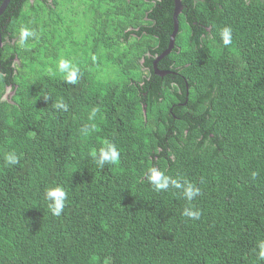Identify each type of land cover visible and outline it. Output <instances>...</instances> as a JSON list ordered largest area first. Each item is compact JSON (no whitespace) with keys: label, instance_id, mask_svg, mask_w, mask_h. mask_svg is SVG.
<instances>
[{"label":"trees","instance_id":"16d2710c","mask_svg":"<svg viewBox=\"0 0 264 264\" xmlns=\"http://www.w3.org/2000/svg\"><path fill=\"white\" fill-rule=\"evenodd\" d=\"M182 3L175 49L158 64L175 74L162 78L153 63L174 0L11 1L0 17V264H264V0ZM21 27L36 34L24 47ZM61 59L78 67L75 83ZM107 143L119 159L101 167ZM153 167L199 194L157 190ZM57 186L60 216L45 198Z\"/></svg>","mask_w":264,"mask_h":264},{"label":"clouds","instance_id":"9594fccd","mask_svg":"<svg viewBox=\"0 0 264 264\" xmlns=\"http://www.w3.org/2000/svg\"><path fill=\"white\" fill-rule=\"evenodd\" d=\"M35 32L28 29L27 27H21L19 29V43L21 47L26 46V41L30 38L35 36ZM223 43L225 45H228L231 43V29L230 28H224L221 33ZM4 44V42H3ZM58 70L60 73H62L67 80L68 83H75L78 78V67H75L71 64L70 61L61 59L58 64ZM55 107L57 108H67V105L63 104L62 102H58ZM94 115V112H93ZM92 155L94 158L97 157V154L95 151L92 152ZM119 159V152L115 145L111 143H107L105 147H102L99 150V156L97 158V163L103 167L105 162L109 163H116ZM6 161L9 164H16L18 163V158L15 155V153H10L6 156ZM151 175L148 177V179L151 181L152 184L156 186L157 190H164L169 187V182L176 187V188H183L185 197L191 201L196 195L199 194V189L194 187L191 183L185 182V184H181L175 179H172L166 175H164L162 172L157 171L155 167L151 168L149 170ZM45 198L47 201H49L48 207L53 215L60 216L66 202V192L62 187H51L49 188L45 193ZM186 216H191L194 218H199V212L185 210L184 213ZM259 257L260 259H264V242L259 243Z\"/></svg>","mask_w":264,"mask_h":264},{"label":"water","instance_id":"95a60500","mask_svg":"<svg viewBox=\"0 0 264 264\" xmlns=\"http://www.w3.org/2000/svg\"><path fill=\"white\" fill-rule=\"evenodd\" d=\"M12 0H4L2 5L0 6V17L5 13V11L7 10L9 4L11 3ZM184 10V6L182 3V0H174V11H173V32L170 35V40H169V45L168 48L158 57H156L154 63H153V69H154V73L156 76L158 77H164L170 74H175L174 72H170V71H161L158 69V64L160 61H162L164 58H166L167 56H169L172 51L175 49L176 46V39L177 36L179 34V30H180V23H179V16L181 15V13ZM3 37L2 34L0 32V50L3 47Z\"/></svg>","mask_w":264,"mask_h":264},{"label":"rangeland","instance_id":"374dc122","mask_svg":"<svg viewBox=\"0 0 264 264\" xmlns=\"http://www.w3.org/2000/svg\"><path fill=\"white\" fill-rule=\"evenodd\" d=\"M88 25V20L86 18H84V20L80 23L79 27L78 28H75L76 29V34H77V37L80 36V32H83V29ZM74 26V24H73ZM83 28V29H82ZM12 93H11V90L8 89L7 91V97L11 96Z\"/></svg>","mask_w":264,"mask_h":264},{"label":"flooded vegetation","instance_id":"af4514ba","mask_svg":"<svg viewBox=\"0 0 264 264\" xmlns=\"http://www.w3.org/2000/svg\"><path fill=\"white\" fill-rule=\"evenodd\" d=\"M5 44V43H4ZM185 104H187V102L186 103H184V104H182V106H185ZM178 106H181V104H179Z\"/></svg>","mask_w":264,"mask_h":264}]
</instances>
